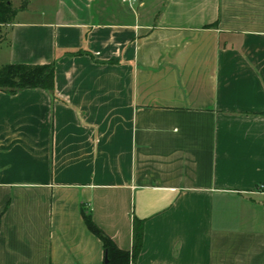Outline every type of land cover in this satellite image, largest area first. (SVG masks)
Wrapping results in <instances>:
<instances>
[{
	"label": "crops",
	"instance_id": "1",
	"mask_svg": "<svg viewBox=\"0 0 264 264\" xmlns=\"http://www.w3.org/2000/svg\"><path fill=\"white\" fill-rule=\"evenodd\" d=\"M144 1L7 24L55 87L0 89V264H107L83 212L113 264H264V0Z\"/></svg>",
	"mask_w": 264,
	"mask_h": 264
},
{
	"label": "trees",
	"instance_id": "2",
	"mask_svg": "<svg viewBox=\"0 0 264 264\" xmlns=\"http://www.w3.org/2000/svg\"><path fill=\"white\" fill-rule=\"evenodd\" d=\"M17 9L11 0H0V24H9L15 17ZM54 62L44 64L5 63L0 64V89L15 93L27 88H41L54 95L55 82ZM83 218L88 229L103 243L106 251L107 264H113L115 257L124 261L129 257L127 251L119 249L113 240L92 220L90 214L83 212ZM143 235V220L133 219V245L131 254L135 257L140 251Z\"/></svg>",
	"mask_w": 264,
	"mask_h": 264
},
{
	"label": "rangeland",
	"instance_id": "3",
	"mask_svg": "<svg viewBox=\"0 0 264 264\" xmlns=\"http://www.w3.org/2000/svg\"><path fill=\"white\" fill-rule=\"evenodd\" d=\"M11 2L17 9L14 19H48L53 17L54 11L59 6V0H11ZM144 2L145 6L142 9L150 11L147 17L152 20L157 19L167 5V0H145ZM113 3H116L115 0ZM132 7L141 8L139 2H135ZM6 28L7 24H0V41Z\"/></svg>",
	"mask_w": 264,
	"mask_h": 264
},
{
	"label": "built area",
	"instance_id": "4",
	"mask_svg": "<svg viewBox=\"0 0 264 264\" xmlns=\"http://www.w3.org/2000/svg\"><path fill=\"white\" fill-rule=\"evenodd\" d=\"M127 2H130V0H126ZM259 190H264V184H259L258 186Z\"/></svg>",
	"mask_w": 264,
	"mask_h": 264
}]
</instances>
